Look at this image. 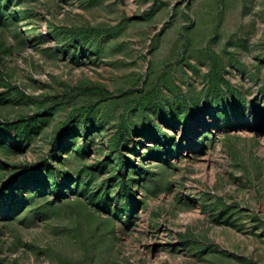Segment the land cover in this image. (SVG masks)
<instances>
[{
  "label": "rangeland",
  "instance_id": "obj_1",
  "mask_svg": "<svg viewBox=\"0 0 264 264\" xmlns=\"http://www.w3.org/2000/svg\"><path fill=\"white\" fill-rule=\"evenodd\" d=\"M0 264H264V0H0Z\"/></svg>",
  "mask_w": 264,
  "mask_h": 264
}]
</instances>
